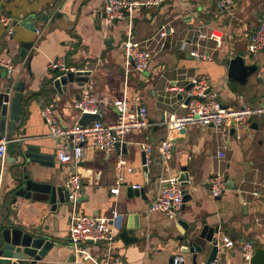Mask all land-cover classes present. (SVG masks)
I'll list each match as a JSON object with an SVG mask.
<instances>
[{
  "label": "crops",
  "instance_id": "crops-1",
  "mask_svg": "<svg viewBox=\"0 0 264 264\" xmlns=\"http://www.w3.org/2000/svg\"><path fill=\"white\" fill-rule=\"evenodd\" d=\"M1 3L11 16L14 32L5 40V29L0 24V61L11 67L15 80H24L27 98L19 128L2 137L9 142L4 159L0 160V221L6 217L8 222L11 217L19 227L37 229L54 241V247L38 264H94L106 248L101 242L81 244L86 252H78L72 260L68 202L58 204L55 210H51L49 203L38 200L17 198L11 204V196L7 195L12 186L8 170L13 157L18 155L19 144L24 150L30 144L53 155L51 166L31 165L40 170L42 178L64 186L70 171L81 175L82 199L77 203V213L102 217L117 213L112 221L116 237L110 252L125 264H168L177 255L184 256L181 264H191L190 255L180 251L176 240L181 230L178 219L219 225V237L227 236L235 242L230 248H222V264H249L240 251L241 243L251 240L255 246H264V116L235 126L233 134L231 122L219 131L211 126H188L176 135L172 157L166 163L161 162L158 144L167 133L165 116L185 113L182 104L194 76L206 77L224 105H235L238 95L250 105L260 102L264 94V51L251 55L246 42L247 35L264 17V0H236L225 9L218 8L215 0H173L160 6L142 7L131 18L112 23L104 20V0H1ZM162 25L173 31L160 47L158 31ZM129 38L152 53L144 72L126 70L121 42ZM22 43H31L24 58L19 55ZM192 50L199 57L192 56ZM238 51L243 52L246 64L257 66L245 84L227 75L228 62ZM56 57L90 70L88 80L70 82L60 92L56 90L53 73L48 69L50 60ZM174 87L175 90L170 89ZM82 89L112 101L127 99L133 103L139 97L148 109L150 125L125 137L127 151L120 153L132 171L124 172L118 194L111 193L110 188L116 183L114 163L119 152L105 154L86 140L82 144L83 157L76 165L61 164L57 158L61 141L49 135L41 116L42 107L49 105L61 124H73L78 120L73 103ZM115 117L112 104L103 106L100 120L110 123ZM144 142L153 146V163L146 169L141 154ZM219 151L223 156L218 157ZM183 166L190 178L183 188H188L190 199L172 219L152 210L151 203L160 177L179 174ZM216 171L228 175L233 186L213 197L209 179ZM132 184L143 188L145 200L129 194ZM131 214H138L136 222L140 227L134 232L141 240L124 243L118 234ZM202 262L205 260L200 258L197 264Z\"/></svg>",
  "mask_w": 264,
  "mask_h": 264
},
{
  "label": "built area",
  "instance_id": "built-area-1",
  "mask_svg": "<svg viewBox=\"0 0 264 264\" xmlns=\"http://www.w3.org/2000/svg\"><path fill=\"white\" fill-rule=\"evenodd\" d=\"M173 0H104L103 17L107 23L117 20L131 18L132 15L142 7L160 6ZM218 8L225 9L232 6L236 0H215ZM0 24L4 26L3 37L9 40L13 36L12 19L2 7L0 0ZM172 28L160 26L158 31L159 45L163 46V40L172 32ZM121 49L124 54L126 70H135L144 72L148 69L152 59L150 50L144 48L140 42L126 39L121 42ZM247 52L255 55L264 51V17L261 18L255 29L247 35ZM192 56L199 57L196 50L190 51ZM0 66L8 71L10 66L0 61ZM48 69L52 71L56 78L75 72L80 69L74 64H69L63 57H56L48 63ZM11 71V70H10ZM190 88L188 90V100L182 104L185 108L183 115L169 113L165 116L164 125L166 135L159 142L158 149L162 163H166L172 157V149L176 135L181 133L182 129L188 126L198 125L201 127L211 126L219 131L223 125L233 122L234 126L249 124L255 117L264 116V94L260 102L250 105L244 100L242 95L237 96L235 105H224L212 90L209 80L204 76H194L190 79ZM175 90L176 88H170ZM112 104L116 110V117L113 122L106 123L100 119L80 124L76 120L73 124L65 126L60 123L55 112L49 105H44L41 109V116L48 125L49 135L61 141L57 149V158L61 164L76 165L83 157V142L89 140L97 149L105 154H111L115 150V143H122L125 137L132 132H140L150 125L148 109L139 97L131 103L127 99L110 100L108 97L98 98L88 89H82L77 99L73 103L78 119L83 114H98L101 116L103 106ZM9 140L0 139V160L4 159L6 154V144ZM144 152V167L153 163V146L149 142L141 144ZM218 157L223 156L221 151ZM116 183L110 188V192L118 194L119 185L123 183L124 172L132 171L126 164V159L120 153L115 158ZM178 173H173L165 177L162 175L159 179V186L154 200L151 203V209L164 213L168 218H176L182 209L183 204V185L178 180ZM132 188H140V185L132 184ZM227 187L225 174L220 171L214 172L209 179L210 194L213 197L220 196ZM64 188L68 193V203L71 205V212L68 221V238L75 255L78 252L85 253L81 244L98 243L105 244L106 252L94 264H125L118 256H113L110 252L111 243L116 237L114 226L112 225V216L102 217L98 215L79 214L76 212L78 198L81 196L83 181L78 172L70 171L65 178ZM256 194V193H255ZM235 242L227 236H222L219 240L221 248H230ZM242 255L248 260L254 250V242L251 240L243 241ZM86 260L88 258H85ZM174 264L184 262L183 255H177L173 259ZM200 264H222L220 256L215 257L210 262Z\"/></svg>",
  "mask_w": 264,
  "mask_h": 264
},
{
  "label": "water",
  "instance_id": "water-1",
  "mask_svg": "<svg viewBox=\"0 0 264 264\" xmlns=\"http://www.w3.org/2000/svg\"><path fill=\"white\" fill-rule=\"evenodd\" d=\"M57 16V14H56ZM31 43H22L19 51L21 58L27 55ZM255 64H246L242 51H238L228 62L227 75L229 78L245 84L249 75L256 71ZM91 74L90 70L78 69L75 72H68L65 75L56 78L52 76L53 87L60 92L62 86L67 83H84ZM190 88V83L187 89ZM24 80H15L12 71L0 66V139L19 128L23 118V102L27 96L24 94ZM188 100V97L185 101ZM98 114H83L78 122L85 124L99 119ZM231 134L235 131L234 123L231 121ZM181 131H185L182 129ZM24 134V131H22ZM18 155L13 157L10 162L9 175L12 179V186L7 192L11 196V204L17 198H23L33 201H44L51 205V210H55L58 204L68 202V193L64 186L56 185L49 181V178H42L41 172L31 165L51 166L53 164V155L41 152L38 146L30 145L24 150L21 144L18 145ZM115 150L126 153V142H116ZM142 163H144V153L142 152ZM146 169V167H144ZM227 187L232 188L233 183L225 175ZM181 185L186 186L190 182L186 167L183 166L178 175ZM129 194L140 195L146 199L144 190L140 188H128ZM81 196L78 198L80 201ZM190 199L188 188H183V204ZM138 214H131L128 217L126 225L120 230L118 236L124 243H135L141 240L135 235V229L140 227L136 222ZM181 230L176 236L181 252L187 253L191 257V264H197L198 259L202 258L206 263L217 256H222L223 251L219 246V225H209L205 220L186 222L178 219ZM200 222V223H199ZM201 224V225H200ZM90 243V241H87ZM242 242V241H241ZM54 241L47 235L42 234L37 229L19 227L11 218L6 217L0 221V264H38L54 247ZM242 252V246H240ZM73 261L76 256L72 253ZM101 256L99 257V259ZM249 264H264V246H254L252 256L246 260ZM168 264H173V258L169 259Z\"/></svg>",
  "mask_w": 264,
  "mask_h": 264
}]
</instances>
